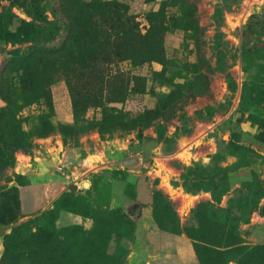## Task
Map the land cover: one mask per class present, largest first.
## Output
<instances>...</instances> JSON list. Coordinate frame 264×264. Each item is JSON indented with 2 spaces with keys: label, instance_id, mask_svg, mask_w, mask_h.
Instances as JSON below:
<instances>
[{
  "label": "rangeland",
  "instance_id": "1",
  "mask_svg": "<svg viewBox=\"0 0 264 264\" xmlns=\"http://www.w3.org/2000/svg\"><path fill=\"white\" fill-rule=\"evenodd\" d=\"M261 56L264 0H0V264H264Z\"/></svg>",
  "mask_w": 264,
  "mask_h": 264
},
{
  "label": "trees",
  "instance_id": "2",
  "mask_svg": "<svg viewBox=\"0 0 264 264\" xmlns=\"http://www.w3.org/2000/svg\"><path fill=\"white\" fill-rule=\"evenodd\" d=\"M260 54V53H258ZM263 56H261L262 58ZM264 58V57H263ZM249 94L247 95L245 93L244 97H243V107L248 110L249 105L254 104L256 106H258L262 111H261V118L260 119H256V122L259 123V125L261 126V128L264 129V78L262 77V79L260 80H254L252 86L250 87L249 90ZM247 107V108H246ZM11 115V114H10ZM158 115V114H156ZM4 116H6L5 114H3L0 118H1V122H7L4 119ZM12 122L16 124V128L19 127V118H17L16 114H12V118H11ZM16 134H11L9 136L6 135H0V145L2 147H5L6 150H9L10 153V158L14 157V153L16 150H18L21 147H25L27 146V144L29 143V138L30 135L29 133L23 131L22 129L18 128V132H15ZM264 142V137L259 138ZM243 149V154H239V156L245 158L247 155L248 156H252L251 150L252 148H247L244 147ZM262 149V148H261ZM2 150L0 148V156L2 154ZM248 153V154H247ZM259 157L261 158V161H264V156L262 153H258ZM1 161V158H0ZM252 162H257V160L255 159H245L241 161L242 165H248ZM1 162H0V167H1ZM205 169V171H207L210 168H203ZM232 169L229 167H225L223 165H221L218 161L215 162V166L212 167V173H207V179L211 180V182H209L208 180H206V178L204 176H201V174H204V172H202V169H200L197 173V176H200L199 178L202 179V182H191L189 180L185 181V187L188 190H198L200 188H206L208 190H212L214 192L215 195H217L218 197H221L223 195V193L229 189V172ZM217 197V198H218Z\"/></svg>",
  "mask_w": 264,
  "mask_h": 264
},
{
  "label": "crops",
  "instance_id": "3",
  "mask_svg": "<svg viewBox=\"0 0 264 264\" xmlns=\"http://www.w3.org/2000/svg\"><path fill=\"white\" fill-rule=\"evenodd\" d=\"M70 154L74 155V152H73V150H72V152H70ZM76 155H78V154L76 153ZM86 160H87V158H86ZM70 217H72V216H70Z\"/></svg>",
  "mask_w": 264,
  "mask_h": 264
},
{
  "label": "built area",
  "instance_id": "4",
  "mask_svg": "<svg viewBox=\"0 0 264 264\" xmlns=\"http://www.w3.org/2000/svg\"><path fill=\"white\" fill-rule=\"evenodd\" d=\"M63 160H64V161L66 160L65 156H64Z\"/></svg>",
  "mask_w": 264,
  "mask_h": 264
}]
</instances>
